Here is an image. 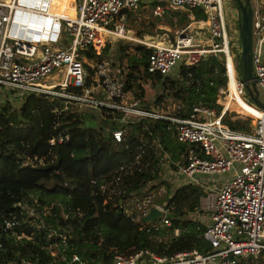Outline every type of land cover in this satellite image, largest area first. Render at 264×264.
<instances>
[{
	"label": "built area",
	"instance_id": "2783aa9c",
	"mask_svg": "<svg viewBox=\"0 0 264 264\" xmlns=\"http://www.w3.org/2000/svg\"><path fill=\"white\" fill-rule=\"evenodd\" d=\"M144 1L73 0L75 13L72 17L55 12L53 0H0V103L12 100V96L20 99L30 93H42L61 100L63 108L71 104L77 108L119 110L122 112L119 121L159 118L167 122V129L179 142L187 145L181 154L182 162L172 163L167 152L161 154L159 173L170 182V173L176 172L175 181L195 183L204 189L205 194L200 196L198 207L189 215L200 222L206 216L202 222L205 226L203 236L209 241L210 249H183L172 254L158 253L147 247L129 253L115 251L110 264H237L239 258L263 256L264 109L249 102L252 99L244 86L238 64L240 40L235 43L237 56H233L223 0H156L152 5L155 15H161L166 9L199 7L207 15V25L205 32L198 34L192 30V23L201 20L189 15L193 21L174 30L170 37L145 39L148 46L147 72L164 79L177 73L181 65L194 66L207 56L219 53L224 57L227 84L217 90L224 97L220 112L216 107L196 102L185 116L162 109L150 111L140 108L136 105L138 100L123 103L126 88L121 76L113 72L106 57L98 60L95 56L110 41L105 34L118 39L133 34L124 21V9L135 8ZM250 4L252 63L257 87L264 93V3L250 0ZM237 16L239 18L238 10ZM85 62L93 70L91 75ZM61 67L62 81H43ZM116 70L119 71L118 68ZM88 76L90 82L86 84ZM78 87L79 91L76 90ZM240 98L259 108L260 114L255 116L256 121L251 127L230 128L223 124L221 117L227 110L238 111L227 105L229 101L238 103ZM117 118L113 117L112 121ZM123 130L113 127V137L120 140ZM68 138V134L58 132L49 138V143L63 142ZM147 145L139 144L135 154L137 161ZM42 160L35 157L29 160V164H40ZM163 186L158 190L159 194L166 191ZM167 197L170 198V193ZM126 200L133 210L132 218L156 207L162 215L149 223L155 227L171 224L168 201L156 200L153 192L144 196H128ZM14 223L7 220L5 226L10 227ZM72 258L78 259L76 254ZM8 264L37 263L32 258L22 257Z\"/></svg>",
	"mask_w": 264,
	"mask_h": 264
},
{
	"label": "trees",
	"instance_id": "16d2710c",
	"mask_svg": "<svg viewBox=\"0 0 264 264\" xmlns=\"http://www.w3.org/2000/svg\"><path fill=\"white\" fill-rule=\"evenodd\" d=\"M192 11L205 16L199 7ZM165 12L170 13V24H174L171 14H177L180 21L187 19L184 10ZM139 33L144 39L151 37ZM146 53L147 47L120 44L126 84L146 103L139 101L136 105L153 111L159 108L158 101L149 102L161 95L162 78L145 69ZM95 56L98 60L106 57L118 74L117 48L111 51L106 44ZM85 64L91 75L93 70ZM89 82L88 76L85 83ZM226 84L224 57L219 53L194 66L181 65L177 73L165 79L162 89L164 93L171 91L179 101V108L169 113L185 116L196 102L215 106L220 112L217 90ZM147 85L159 87L155 98H147ZM12 97L0 103V196H7L0 208V264L22 257L32 258L37 264H110L115 251L129 253L147 247L172 254L183 249H210L203 236L204 224L189 215L199 205L204 189L191 182L173 184L159 173L161 154L168 152L172 163L182 162L181 154L187 148L167 129L165 120L143 117L119 121V110L71 104L63 108L61 100L42 93ZM231 113L222 114L223 124L246 129L248 119H231ZM113 117H118L117 126L124 128L120 140L112 135ZM90 118L94 124L88 123ZM58 132L68 134V140L50 144L49 138ZM142 142L148 145L137 161L135 154ZM35 157L42 162L29 164ZM60 172L75 178V185L44 184L53 176L61 179ZM161 184L170 192L171 224L155 227L132 218L126 198L147 195ZM7 220L15 223L6 227ZM73 254L78 259L73 260ZM237 264H264V255L239 258Z\"/></svg>",
	"mask_w": 264,
	"mask_h": 264
},
{
	"label": "rangeland",
	"instance_id": "374dc122",
	"mask_svg": "<svg viewBox=\"0 0 264 264\" xmlns=\"http://www.w3.org/2000/svg\"><path fill=\"white\" fill-rule=\"evenodd\" d=\"M78 1V0H77ZM259 3H264V0H258ZM53 10L55 12H57L58 14H66V15H70L72 12H74V4H73V0H53ZM166 10H170V9H166ZM223 10H224V16H225V20H226V24H227V30L229 33V40H230V48H231V52L233 54V56H237L236 53V47H235V43L237 42V39H239V34L237 31V22H238V16H237V6H236V2L235 0H223ZM165 12V11H164ZM162 13L161 15H155L152 12V1L151 0H146L144 2H141L137 7L135 8H131L128 10V13H125V18L124 21L127 25V27H129V29H131L132 33L131 35L139 37L144 39V37L141 35L139 31L142 32V34L145 33H149L151 34V37L149 38H154V39H159V38H163L164 35L167 37H170L171 35H173L174 30L180 28L181 26L190 23L192 20V18L189 15H193V18L196 20H201L200 22H195L192 23L193 25V31H197L198 34H203L205 32V27L207 25V15L205 14V16H197L192 9L189 10H184V13L187 16V19L185 21H180L179 20V16L177 14H171V19L173 20L174 24H170L169 23V19L170 18V13L169 12H165ZM204 12V11H203ZM205 13V12H204ZM105 37L107 38L106 44L109 45L111 51L117 48V54H118V58H119V65L117 66L118 68V74L119 76H121L123 82L124 79L121 75V58H120V44H128L127 42H124L121 39H118V37L114 36V35H109V34H105ZM239 42V41H238ZM105 44V45H106ZM137 45V44H135ZM89 62H93L92 59L88 58ZM160 76V75H159ZM64 77L63 74V68H59L57 70L56 74H49L48 76L45 77V79H43V81L45 83H53V82H57V81H62ZM162 78V81L160 83V89H161V95L159 97H157L154 101L149 102V103H153V102H157L158 103V109H162L164 111L167 112H173L175 110H177L179 108V101L178 99H174V97L171 95V91L170 93H164L163 89H162V85L164 83V79H166L167 77L160 76ZM125 94L122 97L123 103H130L132 101H137V97L135 96V93L133 90H131L129 88V86L127 84H125ZM147 87V98L148 99H153L156 97V95L158 94V89L159 87H154V86H146ZM217 92V98H216V103L219 104L218 102H220V106H222V102H224V97L223 94H219ZM220 96V97H219ZM136 98V99H135ZM259 98L264 101V93L259 90ZM242 104L246 107H251L255 110H260L259 108L255 107L252 104H249L247 102H245L244 100H242ZM143 104H146L143 101H140ZM249 102H253L252 100H249ZM83 107H87V106H83ZM90 108V107H88ZM215 108V106H214ZM231 108H235L238 111L233 110L232 113L230 114V118H236V117H242V118H246L248 119L247 122V126L251 127L253 126V124L256 121V117L257 115H253L250 114L248 112H244L243 110H241L238 107L237 103H231ZM156 109V110H158ZM227 111H231V110H227ZM98 112V110H97ZM89 124H94L95 121L93 118H90L88 120ZM175 165V164H174ZM171 169V168H170ZM172 172V171H171ZM173 173V172H172ZM171 174L170 176V180L173 182V184L177 183L178 181H175V176H176V172H174L173 174ZM61 175V179H59V177L55 176L50 178L49 180H45L44 184L47 186H52L54 184H56L57 182H61L63 185L69 186V187H73L76 183V179L73 177H69L67 175H65L64 173L60 172ZM18 191L15 192V194H17ZM159 194V192H154L153 196H155V194ZM7 194V193H6ZM156 197V196H155ZM7 196H0V208L1 206L5 205V203L7 202ZM30 212L33 214L34 210L30 209ZM201 222H205L206 216H203ZM56 251V249L54 250Z\"/></svg>",
	"mask_w": 264,
	"mask_h": 264
},
{
	"label": "water",
	"instance_id": "95a60500",
	"mask_svg": "<svg viewBox=\"0 0 264 264\" xmlns=\"http://www.w3.org/2000/svg\"><path fill=\"white\" fill-rule=\"evenodd\" d=\"M235 2L239 13L237 31L240 40V54L238 56L240 75L253 102L259 108L264 109V101L259 98L257 78L252 63V7L250 0H235ZM106 123L107 122L104 121V124ZM118 123L119 121H111V126H117ZM161 215L162 212L158 208L151 207L144 214L137 215L135 218L141 223H149L153 222Z\"/></svg>",
	"mask_w": 264,
	"mask_h": 264
},
{
	"label": "bare ground",
	"instance_id": "6f19581e",
	"mask_svg": "<svg viewBox=\"0 0 264 264\" xmlns=\"http://www.w3.org/2000/svg\"><path fill=\"white\" fill-rule=\"evenodd\" d=\"M74 13L75 12H72L69 16H74ZM121 40H123L124 42H127L128 44H130V45H135V44H137V45H140V46H144V47H147L148 48V46H147V44H146V40L145 39H142V38H139V37H136V36H133V35H130V36H127V37H123ZM145 40V41H144ZM150 73V72H149ZM121 75H122V77H123V79H124V82H125V84H126V82H127V78H126V76L123 74V72H122V68H121ZM138 99V101H141V99L140 98H137ZM231 103H232V101H229L228 102V108L230 107L231 108ZM238 104V107L241 109V110H243L244 112H248V113H250V114H253V115H259L260 114V110H255V109H253V108H251V107H246V106H244L243 104H242V101H241V98L239 99V102L237 103Z\"/></svg>",
	"mask_w": 264,
	"mask_h": 264
},
{
	"label": "crops",
	"instance_id": "0c3cea01",
	"mask_svg": "<svg viewBox=\"0 0 264 264\" xmlns=\"http://www.w3.org/2000/svg\"><path fill=\"white\" fill-rule=\"evenodd\" d=\"M233 103H234V102H233ZM235 103H236V102H235ZM255 107H256V106H255ZM182 154H183V153H182ZM167 155H168V158L170 159V154H169L168 152H167ZM53 177H54V176H53ZM69 177H70V176H69ZM51 178H52V177H51ZM60 183H61V182H60ZM161 185H162V184H161ZM161 185L158 186L156 189H152L151 192H153V193H154V192H158V190L160 189ZM164 187L166 188V191H162L161 194H158V193L155 194L156 197L154 196V198H155L156 200H158V201H161V200H167V201H169V198L167 197V195H168L170 192H169V190H168L167 185L164 184V186H163L162 188H164ZM165 188H164V189H165ZM204 194H205V193H204ZM204 194H203V195H204ZM142 196H144V195H142ZM201 196H202V195H201ZM160 197H162V198H160ZM199 199H200V198H199ZM199 203H200V201H199ZM197 207H198V206H197Z\"/></svg>",
	"mask_w": 264,
	"mask_h": 264
}]
</instances>
